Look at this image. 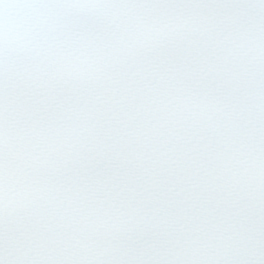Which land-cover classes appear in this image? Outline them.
Instances as JSON below:
<instances>
[{
	"label": "snow or ice",
	"instance_id": "obj_1",
	"mask_svg": "<svg viewBox=\"0 0 264 264\" xmlns=\"http://www.w3.org/2000/svg\"><path fill=\"white\" fill-rule=\"evenodd\" d=\"M0 264H264V0H0Z\"/></svg>",
	"mask_w": 264,
	"mask_h": 264
}]
</instances>
